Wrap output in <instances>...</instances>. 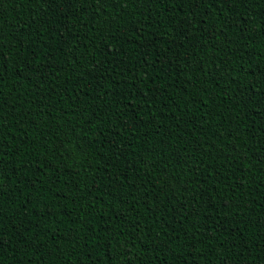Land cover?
I'll use <instances>...</instances> for the list:
<instances>
[{"label":"trees","instance_id":"1","mask_svg":"<svg viewBox=\"0 0 264 264\" xmlns=\"http://www.w3.org/2000/svg\"><path fill=\"white\" fill-rule=\"evenodd\" d=\"M0 264H264V0H0Z\"/></svg>","mask_w":264,"mask_h":264}]
</instances>
